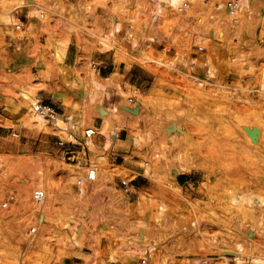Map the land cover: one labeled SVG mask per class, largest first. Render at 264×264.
<instances>
[{"label": "rangeland", "instance_id": "rangeland-1", "mask_svg": "<svg viewBox=\"0 0 264 264\" xmlns=\"http://www.w3.org/2000/svg\"><path fill=\"white\" fill-rule=\"evenodd\" d=\"M228 1L195 0L180 13L162 0H0V264L264 259L260 211L233 203L264 176V0L240 8L238 23L215 9ZM24 7L43 33L17 19ZM197 14L203 21H190ZM113 20L121 28L111 36ZM11 51L28 63L15 65ZM101 61L115 70L99 73ZM111 75L108 85L101 77ZM33 91L61 122L29 121L22 93ZM58 91L78 99L60 110ZM89 128L112 146L127 129L125 160L137 172L114 165L110 149L85 138ZM84 145L89 161L79 165L93 162L98 177L77 186L82 169L66 152ZM35 190L46 201L31 234Z\"/></svg>", "mask_w": 264, "mask_h": 264}, {"label": "built area", "instance_id": "built-area-1", "mask_svg": "<svg viewBox=\"0 0 264 264\" xmlns=\"http://www.w3.org/2000/svg\"><path fill=\"white\" fill-rule=\"evenodd\" d=\"M191 8H192V2L190 0H184L183 3L178 7V11L180 13H187L188 11L191 10ZM215 9L217 11H220L221 9L226 10L230 15L233 16L232 22L238 23L235 16L237 15L240 9L239 0H229L227 3L222 4V5L220 3H216ZM189 18H190V21L194 23L195 22L200 23L203 21L201 14L200 15L197 14L196 17L190 16ZM213 18H214V15H210V19L212 20ZM20 27H21L20 25L17 26L18 29H20ZM34 109H35V112H37L42 118L46 119L47 121L55 122L57 119L56 118L57 113L55 111V108L50 104H46L44 101L38 100L36 105L34 106ZM95 134H96V130L89 128L85 130L84 136L86 139L91 140ZM84 143L86 142L84 141ZM61 144H64V143L61 142ZM66 156L69 161H71L72 163H75V165H79L81 161L84 162L85 160H88L89 149L86 147V145H84V147L80 151L68 150L66 152ZM87 164L86 166H88ZM79 168L82 169L83 167L80 166ZM86 169L87 171H86L85 176L79 177L76 180L77 186H84L87 183H91L97 180V177H98L97 168L87 167ZM33 201L36 207L38 208V213L35 219L36 226L30 229L31 234H34L36 232L37 225L40 223L42 209L46 201V192L44 190H35L33 193ZM4 207H7V204H4ZM138 264H147V259L142 258Z\"/></svg>", "mask_w": 264, "mask_h": 264}, {"label": "crops", "instance_id": "crops-1", "mask_svg": "<svg viewBox=\"0 0 264 264\" xmlns=\"http://www.w3.org/2000/svg\"><path fill=\"white\" fill-rule=\"evenodd\" d=\"M67 1L76 5V3L79 0H67ZM16 16H17V19L21 22V24H23L27 28H29L31 25H34L37 31H39L40 33H43V29H44L43 24L41 23V21H39L37 17H32L31 10L28 7L21 8L19 12H16ZM20 26L22 27V25ZM9 57L13 60V63L15 65H24L28 63V58L25 57L23 54H19V53L15 54L14 52L11 51V53L9 54ZM107 65H110V68L113 69V71L115 70L114 61H110L109 63L103 61L101 65H99V73H101L102 69L105 70L107 68ZM132 79H133V75L129 77V73H127L126 80H128L129 85H132ZM68 97H71L73 100L78 99V98L69 96V94L64 91H58L51 98L53 102H55V104L58 105V108L60 110H64L63 103L65 100H67ZM60 114L65 115V112L62 111L60 112ZM100 120L101 119L95 120L96 123L94 127L97 130L102 129L103 127V121L100 122ZM112 134L115 135V141L113 143V146L110 148V151H111V154L109 157L110 161H112L114 165L118 167H122L126 171L136 173L138 167L136 165H133L132 163H128L125 160L127 149L124 143H126L129 138L127 129L122 128L120 130L113 132ZM93 140L95 142V145L100 146L105 149V146L108 142V137L104 134L96 132V134L93 136ZM136 183H138L139 185V182H136Z\"/></svg>", "mask_w": 264, "mask_h": 264}, {"label": "bare ground", "instance_id": "bare-ground-1", "mask_svg": "<svg viewBox=\"0 0 264 264\" xmlns=\"http://www.w3.org/2000/svg\"><path fill=\"white\" fill-rule=\"evenodd\" d=\"M162 1L165 4H168L170 6L178 7V6H180L183 3L184 0H162ZM190 1H195V0H190ZM249 4H250V0H239V7L240 8L245 7V6H248ZM112 24H113V30L111 32V36H113L114 34H116L117 32H119L120 31V28H121V24L118 21H116V20H113V23ZM141 62H143V61H141ZM112 75L109 76V77H107V78H103V77H101V78L104 81H106L108 85H110V84H113V82H114V79H113L114 76H112ZM207 75L210 78H212L215 75L214 68L211 66V64H210V66L207 67ZM97 85L100 88H102V89L106 88V85L105 84H102L100 82H98ZM22 94H23L25 100L27 101V103L29 104V109H30L29 121L32 120V121H35V122H40L42 125L45 126L48 121L46 119L42 118L37 112H35V109H34V106L36 105V103L38 101L37 98H35L36 91L29 92V93L28 92H23ZM58 121L61 122L62 119H56V121H55L56 124L58 123ZM41 130H42V128H41ZM136 142H137V140H136ZM90 143L92 144V142H90ZM111 146H112V142L111 141H108L107 144H106V146H105V149H110ZM104 158H106V157H104ZM90 165H91L90 166L91 168L92 167L97 168V166L93 162H91ZM71 167L79 168L80 165H71ZM179 167H180V170L186 171V172H187V170H190L192 168H199L195 164H192V166H189V165H180ZM79 169H81V168H79ZM85 169L86 168L83 167L82 168V171L83 170L85 171ZM82 171L79 170V171H77V172L74 173L76 180L79 177H83L84 176V174H83ZM256 187H257L256 191L251 192L250 194H248L246 196H243V197H240V198H234L233 199V203L235 202V203L238 204L239 202H245L249 207L258 209L260 211L261 222H260L259 226H257L255 229H258V230L259 229H263L264 230V176H261L260 178H258V180H257V186ZM263 235H264V233H263ZM239 248H241V247L239 246ZM149 250L151 252L154 251L153 248H150ZM81 257L83 259H85V260H90V263L89 264H98V262L94 260V257L95 256L93 258H90L91 256L89 257V256H84V255L81 256ZM88 258H90V259H88ZM113 263H114V258H111L110 264H113ZM101 264H104V263H101ZM254 264H264V259L255 260V263Z\"/></svg>", "mask_w": 264, "mask_h": 264}]
</instances>
